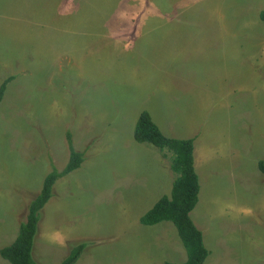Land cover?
<instances>
[{
	"label": "rangeland",
	"instance_id": "1",
	"mask_svg": "<svg viewBox=\"0 0 264 264\" xmlns=\"http://www.w3.org/2000/svg\"><path fill=\"white\" fill-rule=\"evenodd\" d=\"M264 0H0V248L68 155L32 250L39 264H164L186 254L170 222L172 154L133 138L147 111L193 138L203 264H264ZM0 264H9L0 257Z\"/></svg>",
	"mask_w": 264,
	"mask_h": 264
},
{
	"label": "trees",
	"instance_id": "2",
	"mask_svg": "<svg viewBox=\"0 0 264 264\" xmlns=\"http://www.w3.org/2000/svg\"><path fill=\"white\" fill-rule=\"evenodd\" d=\"M264 24V11L259 13ZM6 82L0 86V101ZM68 142V159L60 170L52 166L44 177L40 190L27 200L25 219L19 223L15 239L7 246L0 248V257L9 264H39L32 250L38 232V224L42 217L44 205L53 195L56 180L79 168L85 160L84 154L74 150L71 134L66 132ZM133 138L138 143H145L159 150L172 154L170 170L175 174L169 195H164L141 217L139 222L144 226H153L162 222H170L176 229L186 259L180 264H203L209 255L202 240L201 231L195 226L189 214L198 202L199 183L194 170L193 138L175 139L161 133L147 111H141L135 123ZM258 170L264 175V161L257 163ZM85 248L83 242L73 246L61 264H73ZM164 264H175L165 262Z\"/></svg>",
	"mask_w": 264,
	"mask_h": 264
},
{
	"label": "crops",
	"instance_id": "3",
	"mask_svg": "<svg viewBox=\"0 0 264 264\" xmlns=\"http://www.w3.org/2000/svg\"><path fill=\"white\" fill-rule=\"evenodd\" d=\"M4 83V82H3Z\"/></svg>",
	"mask_w": 264,
	"mask_h": 264
}]
</instances>
